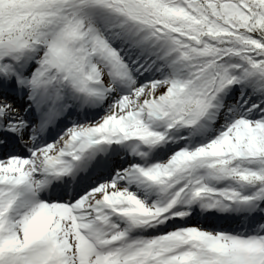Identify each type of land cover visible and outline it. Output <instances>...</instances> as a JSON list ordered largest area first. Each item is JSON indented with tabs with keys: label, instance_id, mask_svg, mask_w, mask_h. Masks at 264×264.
Here are the masks:
<instances>
[{
	"label": "snow or ice",
	"instance_id": "snow-or-ice-1",
	"mask_svg": "<svg viewBox=\"0 0 264 264\" xmlns=\"http://www.w3.org/2000/svg\"><path fill=\"white\" fill-rule=\"evenodd\" d=\"M0 264H264V0H0Z\"/></svg>",
	"mask_w": 264,
	"mask_h": 264
}]
</instances>
